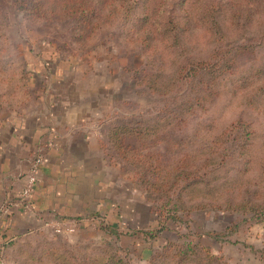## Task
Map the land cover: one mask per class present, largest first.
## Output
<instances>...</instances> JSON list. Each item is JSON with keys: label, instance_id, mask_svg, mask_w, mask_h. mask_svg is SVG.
I'll return each mask as SVG.
<instances>
[{"label": "rangeland", "instance_id": "rangeland-1", "mask_svg": "<svg viewBox=\"0 0 264 264\" xmlns=\"http://www.w3.org/2000/svg\"><path fill=\"white\" fill-rule=\"evenodd\" d=\"M92 2L86 25L0 0V118L37 103L54 64L80 75L72 90L93 89L102 134L121 141L123 170L157 220L140 230L156 238L130 249L106 230H37L11 258L264 264V0Z\"/></svg>", "mask_w": 264, "mask_h": 264}, {"label": "crops", "instance_id": "crops-1", "mask_svg": "<svg viewBox=\"0 0 264 264\" xmlns=\"http://www.w3.org/2000/svg\"><path fill=\"white\" fill-rule=\"evenodd\" d=\"M55 65L40 76L52 86L42 85L49 88L38 90L37 103L0 118V207L17 200L33 160L44 157L31 207L0 212V243L64 219L79 221L75 236L98 239L106 230L130 249L143 247L140 229L157 222H151V206L107 153L93 89L72 90L80 75H60ZM7 250L5 264H19Z\"/></svg>", "mask_w": 264, "mask_h": 264}, {"label": "trees", "instance_id": "trees-1", "mask_svg": "<svg viewBox=\"0 0 264 264\" xmlns=\"http://www.w3.org/2000/svg\"><path fill=\"white\" fill-rule=\"evenodd\" d=\"M12 4L17 9H20L33 17L53 18L77 16V22L84 23L86 25L90 22L87 17L90 14H95V12H97L95 4L92 2V0H12ZM204 65L205 64H200L201 67H204ZM104 139L108 155L122 167L121 160L119 159L121 158L120 156L123 155L121 149L122 144H120L121 141H119V138H114L112 135L104 137ZM108 146L111 148V150H113L112 154L109 153ZM122 169L124 168L122 167ZM158 224L161 226V222L158 221ZM157 231L158 230H154L153 232L141 230L140 234L142 236H147V234H150L154 235L153 238H156ZM23 237H20L15 241L0 243V256L5 259V250L8 248L7 251L9 253V257L11 258L12 253L15 252V243ZM97 263L98 261L96 260V264Z\"/></svg>", "mask_w": 264, "mask_h": 264}, {"label": "built area", "instance_id": "built-area-1", "mask_svg": "<svg viewBox=\"0 0 264 264\" xmlns=\"http://www.w3.org/2000/svg\"><path fill=\"white\" fill-rule=\"evenodd\" d=\"M44 161L43 156H38L36 157L29 170V175L26 180V183L24 184L22 191L17 198V200L14 201H9L5 202L1 207H0V212L1 214H7L11 210V207H24V208H30L31 205L28 202L29 196L31 192L33 191L36 183L39 180V169L41 163ZM102 224V220H100ZM47 225L50 226L54 231L59 232V233H73L77 230L79 227V221L78 220H64V219H56L51 222H48ZM0 264H5L4 259L0 256Z\"/></svg>", "mask_w": 264, "mask_h": 264}]
</instances>
